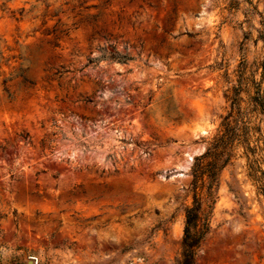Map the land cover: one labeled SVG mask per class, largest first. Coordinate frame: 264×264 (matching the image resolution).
<instances>
[{"label": "rangeland", "instance_id": "1", "mask_svg": "<svg viewBox=\"0 0 264 264\" xmlns=\"http://www.w3.org/2000/svg\"><path fill=\"white\" fill-rule=\"evenodd\" d=\"M232 99L194 264H264V0H0V264H176Z\"/></svg>", "mask_w": 264, "mask_h": 264}, {"label": "trees", "instance_id": "2", "mask_svg": "<svg viewBox=\"0 0 264 264\" xmlns=\"http://www.w3.org/2000/svg\"><path fill=\"white\" fill-rule=\"evenodd\" d=\"M111 60L125 63L127 56L113 54ZM235 101L231 100V111L221 119L219 132L205 154L193 166L192 203L184 210V227L180 244V256L176 264H194L197 251L209 231V218L215 203V189L221 170L228 165L234 143L240 138L239 124L234 114ZM263 105V104H262Z\"/></svg>", "mask_w": 264, "mask_h": 264}, {"label": "bare ground", "instance_id": "3", "mask_svg": "<svg viewBox=\"0 0 264 264\" xmlns=\"http://www.w3.org/2000/svg\"><path fill=\"white\" fill-rule=\"evenodd\" d=\"M207 123H205L204 118H200L198 119L192 126V132L193 133H198L201 132L200 128H202L203 126H206Z\"/></svg>", "mask_w": 264, "mask_h": 264}]
</instances>
